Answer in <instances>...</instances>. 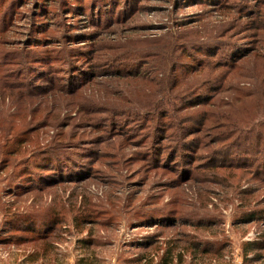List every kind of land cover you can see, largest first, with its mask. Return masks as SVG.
<instances>
[{
    "label": "rangeland",
    "instance_id": "1",
    "mask_svg": "<svg viewBox=\"0 0 264 264\" xmlns=\"http://www.w3.org/2000/svg\"><path fill=\"white\" fill-rule=\"evenodd\" d=\"M20 1L22 7L12 11L13 24H7V29L0 28V65L5 66V61L10 59L12 65L3 66V69L8 72L24 69L22 76L15 75V80L11 78L9 82H28L39 94L54 90V87L44 90L47 76L54 68L37 66L39 64L35 61L41 52L47 55L49 65L58 66L55 69L58 74L54 76L70 74L63 65L67 56L78 58L81 62L79 70L96 65V61L87 63L89 59L78 56L79 52H93L95 44L81 42L68 46L64 32L70 37L85 36L90 40L100 34L98 46H107L99 52L105 57L102 61L114 58L119 68L138 72L142 80L108 77L99 74L98 70H104L99 67V77L79 94L88 101L82 104V110L88 115L67 109L66 104L74 99L56 91L33 98L32 116L29 111L21 110L14 116L16 125L26 123L28 129L42 127L45 122L53 128L39 129L32 134L34 139L28 154L10 159V144L0 149V240L9 238L13 234L8 233L12 227L20 225L14 219L17 214L51 215L60 223L51 239L50 249L41 244L15 245L0 241V264H157L164 251L156 250L166 247L159 244L144 249L143 245L162 243L165 238L174 236L171 226H176L175 230L184 234L179 237L180 246H186L189 241L213 249L226 247L220 257L202 260L194 259L189 249L181 264H264V179L251 171L218 170L202 161L193 164L195 171L192 174L179 175L177 166L172 165L170 159L166 160L171 151L168 146L174 145L172 142L177 139V132L180 136V127L165 132L161 126L168 120L160 117L159 125L154 121L157 120L155 112L142 109L153 101L158 83L167 76V71L164 76L160 66L154 63L169 59L162 50L163 46H178L175 57L171 58L179 69L183 64L197 65L200 61L216 63V58L206 53L213 47L208 40H214L213 43L220 46V40L240 38V46H247L245 36L239 34L245 21H231L234 18L231 14L211 10L213 6L208 1L202 4L196 0H137L140 10H135L128 20L112 29L97 31L80 13L74 16L68 9L63 11L62 0L48 5L51 13L42 11L37 0ZM7 6L8 3L0 2V14ZM229 21L232 24L228 27ZM44 29L49 30L47 38L58 39L47 40L52 43L48 49L30 46L35 38L44 37L40 33ZM221 34L225 37L219 38ZM231 36L235 39H227ZM189 42L195 44L194 51L187 49ZM13 53H23L31 59L14 58ZM173 64L170 61V68ZM72 68L71 73H74L77 66ZM199 77L193 76L194 79ZM58 83L65 84V80L59 78ZM230 96V93L224 94V97ZM21 101L16 93L1 97L0 122L5 127L10 120L8 117L18 111L15 105L18 108ZM51 105L59 111L46 109ZM112 106H117L121 114L129 112V115L119 113L116 121L115 118L111 120L108 112ZM27 116L31 122L29 118L26 120ZM152 118L153 123L150 122ZM204 142L210 145L214 139ZM206 145L199 154L195 152L198 157L194 161L202 160V156L209 152ZM218 147L223 145L217 144L213 148ZM46 150L56 155L57 160L61 155L56 152L65 154L76 162L75 169L65 165L58 169L60 175L57 176L61 180L58 184L16 199L13 190L17 179L28 172L35 173V166L43 160L40 154ZM31 152H34L32 157ZM73 153H82L83 161H75L71 157ZM163 154L167 156L162 157ZM62 165L61 162L55 163V169ZM79 168H85L87 176L81 180L70 177V171ZM250 212H255L260 219L241 221L247 220ZM152 215H163L169 221L156 225L148 219ZM253 243L259 244L260 250H254Z\"/></svg>",
    "mask_w": 264,
    "mask_h": 264
},
{
    "label": "trees",
    "instance_id": "2",
    "mask_svg": "<svg viewBox=\"0 0 264 264\" xmlns=\"http://www.w3.org/2000/svg\"><path fill=\"white\" fill-rule=\"evenodd\" d=\"M53 1L57 0H37V4L42 6V11L44 10L47 13H51L48 12V5ZM62 1L61 7H64L63 11L68 9L74 16L80 13V15L87 18L88 22L93 24V27L97 31L103 28L112 29L116 25H121L123 21L128 20L135 10L138 11L141 7L138 5L137 0ZM138 1L141 2L142 0ZM196 1H200L202 4L208 1L209 5L213 6V8H210L211 10L220 12L223 15L226 13L231 14L234 17L233 19L231 18L233 22L239 19L245 21L244 27L239 28L241 32H239V34L245 36L246 40H244V42H248V45L240 46V38L235 41L220 40L222 41L220 42V46L214 44V40H208L209 43L213 44V47L211 51L206 53L216 58V63L211 64L209 62L205 63V61H200L197 65L183 64L180 69L176 66V62L173 58H171V56L175 57L178 46H175V48L172 44L171 46H163L162 50L166 52L165 55L166 57L169 56V59H163L162 61L157 60L154 63L156 66H160V71L164 76L166 75L165 71H167V76L163 81L158 83L159 89L152 98L153 101L142 109H149L151 112H155L154 117H156L157 120L152 118V121H150L151 123H153L154 120L155 122L158 121L157 123L160 125V117L164 118V120H168V122H163L164 124L161 126L164 128L163 130H165V132L178 126L180 127V136L179 132H177L178 137L172 142L174 145L168 146L171 151L168 153L166 160L168 161L170 159L172 165L177 166L176 170L179 171V175L181 173L186 174L187 172L192 174L195 171L193 164L196 165V163L202 161L206 166L217 168L218 170L232 169L238 171H251L264 179V0ZM0 2L4 4L8 3L6 11L0 14V28H5L7 24H13L12 11L14 9H20L22 4L20 0H0ZM236 16L238 19H236ZM231 21H229L228 27L230 23L232 24ZM42 25L44 26L45 23ZM235 27L236 26L231 29ZM48 31L49 30L44 29L43 32H40L45 38L42 36L40 39L35 38L33 42H30V46L48 49L52 43L50 44V41L47 40L58 39L51 37L47 38L46 34ZM63 35L64 41H66L68 46L81 44V42L90 43L91 45L95 44L93 52L89 54H81L79 52L78 56L89 59L87 63H94L96 61L97 64L79 70L80 68L78 65H80L81 62H78V58L72 59L67 56L63 60V65L67 67L71 75L66 72L67 76H54L58 74L55 70L58 66L56 65L54 67L49 65V63H47V55L44 54V52L39 53V58L35 61V63L39 64L37 66L40 68H54L50 76H47V84L44 85L46 87L44 90L52 87H54V90L49 91L47 94H39V92L33 91L30 87L31 84L28 82H9L11 78L15 80V75L22 76L24 69H18L16 72H8L3 69L4 64L0 65V101L1 97H4L7 93H11L12 95L16 93L22 100L18 108L17 104L14 102L18 111L8 117L10 120L6 122L7 126L5 127L3 122H0V149L6 148L7 144H10L11 147L8 151L10 159L19 155L28 154V148L31 147V142L34 139V137H32L33 133L39 129L53 128L47 125L46 122L44 126L34 129L31 127L28 129L26 123L16 125L14 116L19 114L20 110L22 112H32L30 106L33 107V102H31L33 98H37V96L44 97L56 91L57 93L61 92L74 99L66 104L67 109L72 111L77 110L83 115H88L82 110L83 102L88 101L84 100L79 94H81V91L85 87L93 84V81L99 77L97 75V69L99 67L104 69L98 70L100 71L99 74H107L108 77L142 80L138 72L119 68L117 64L118 61L114 58H108L102 61L105 57L100 56L99 52L101 49H106L107 46L106 44L103 48L102 46H98L100 34L93 40L84 38L85 36L70 37L66 32H64ZM223 37H225V35L221 34L219 38ZM227 39L234 40L235 36H231ZM34 42L39 44H35ZM46 42L49 44L44 45ZM186 47L188 50L192 49L190 51H194V47L196 46L189 42L186 44ZM28 49L30 52L33 51L31 50L32 48ZM222 51L224 54H222ZM11 56L14 58L18 56L19 58L31 59V57L23 53H13ZM12 61L13 60L10 59L6 60L5 66H9ZM170 61L174 62L173 68H170ZM106 62L109 63L106 64ZM73 66H77V69L74 73H71ZM178 71L179 75L177 76ZM60 74L62 75V73H59V75ZM196 75H200V77L194 79L193 76ZM59 78L65 80V84L60 85V83H58ZM242 84H245L244 87ZM44 90H42V92H44ZM57 93L55 95H57ZM148 93L150 94V92ZM229 93L231 95L230 97H224V94ZM78 98H80V100H78ZM104 105L105 108L108 109L107 104L104 103ZM37 107L38 105L34 106L33 110ZM43 108L44 103L41 109ZM46 109H56L59 111L54 105L48 106ZM108 113V117L111 120L115 118V121L121 114L117 106H112ZM161 113L164 114L161 115ZM121 115H129V112H123ZM240 115H243L241 119L239 118ZM30 116H32V113ZM28 118L31 122L32 119L28 116L26 120H28ZM174 122L176 124H174ZM253 125H255L256 128H253ZM171 133L174 134L175 132L173 131ZM213 134L214 136H211ZM232 138H235V140L231 142ZM166 139L167 138L163 141L165 142ZM212 139H214V142L210 145H206L207 142H204L207 140L211 141ZM217 144L223 145V147L213 148ZM204 145H206V149H209V152L202 156V160L198 159L194 161ZM232 149H235L237 152H232ZM50 153L51 152L46 150V152L40 154L43 155V160L40 164L35 166V170H37L35 173L28 172L17 179V184L13 190L16 199L23 198L22 196L29 195L34 191H42L58 184L59 181H61L59 180V176H57L60 175L58 169L65 167V165H70L72 167L71 170L75 169L76 162L69 160L65 154L56 152L58 155H61V159L57 160L56 155ZM29 154L30 157H32L34 152ZM166 156L167 154L162 155V157ZM71 157L75 161H78L77 159L83 161L82 153H73ZM10 161L11 160L7 162L9 163ZM68 161H70L71 164H65ZM58 162L64 165L61 167L58 166L56 170L55 163ZM187 166L191 167L186 168ZM67 172L68 171H66V174ZM85 172V168H79L77 171H70V177H76L75 179L81 180L85 178L83 176H87ZM63 179L66 178L64 177ZM14 219H16V222L18 221L20 225H14L10 232H8L13 234L5 240L1 239L0 241L2 243H13L15 245L25 244L30 246H38V244H41L50 249L52 245L51 239L60 223L59 220H55L51 215L37 217L29 212L17 214ZM148 219H152L156 225L159 224L158 222L169 221V218L163 215H152ZM257 219H260L257 214L255 212H250L247 215V220L241 221H255ZM170 228V231L175 232L174 236L165 238L162 243L158 242L143 245L144 249L152 248L154 245L158 246L159 244L166 247L165 249L159 247L156 250L164 251L162 258L157 264H175V262L181 264L184 254L190 250H192L194 259L201 258L200 260L211 256L220 257L225 251L226 247L224 246L213 249L201 246L197 244V242L190 243L189 241L186 242V246H180V242L178 241H181V239L179 237H182L184 234L177 232V230H175L176 226H171ZM27 235H30V237ZM84 243H86V241H84ZM90 245L93 244L90 243ZM251 246H254V250H260L258 247L259 244L257 243H253ZM49 249L46 253H48ZM178 249L181 250L175 253ZM190 264H192V262Z\"/></svg>",
    "mask_w": 264,
    "mask_h": 264
}]
</instances>
